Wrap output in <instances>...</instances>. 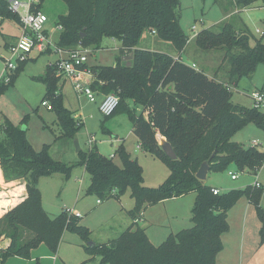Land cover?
Instances as JSON below:
<instances>
[{"label": "trees", "instance_id": "trees-1", "mask_svg": "<svg viewBox=\"0 0 264 264\" xmlns=\"http://www.w3.org/2000/svg\"><path fill=\"white\" fill-rule=\"evenodd\" d=\"M62 1L68 12L57 21L60 28L57 47L99 49L104 37H114L121 41L122 50L133 51L131 65L123 64L122 56L112 65L87 63L85 66L93 73L91 87L97 95L115 93L119 96V105L112 115L126 113L141 147L163 160L170 169V175L160 185L151 187L144 182L142 166L123 145L117 149L121 164L114 157L102 154L97 146L86 152L79 151L78 164L83 165L91 177L87 193L102 201L120 198L130 190L136 201L131 210L130 227L114 239L85 247L91 255L101 257L97 264H217L218 254L224 248L223 235L230 228L228 212L242 196L256 206L261 223L260 243L264 244V207L261 205L264 188L252 185L215 194L213 187L196 175L205 161H209L214 171L226 170L234 164L241 171L257 173L264 165V151L233 140L234 135L250 123L264 129V113L255 107L236 105L231 100L232 87L243 77L252 76L257 66L264 63L263 39H256L251 45L250 33L237 30L230 22L222 25L218 32L203 28L195 34L199 48L225 50L229 68L227 79L223 81L182 60L189 36L180 24L179 0ZM214 1L226 7L225 1L229 0ZM231 1L239 10L258 1L264 5V0ZM44 2L34 0L31 10L43 11ZM10 4L11 0H0V31L5 19L20 23L19 14ZM146 31L170 42L179 52L178 56L141 47ZM15 69L19 70L20 66L13 72ZM56 72L55 64L47 66L43 78L49 90L42 103L51 100L50 110L57 112L63 136L75 137L83 122L64 105L63 94L52 80ZM9 75V82H0V91L16 77L15 73ZM24 122L20 125L8 122L4 125L5 135H0L4 177L7 181L24 180L28 191L20 204L0 218V224H5L0 229V238L10 240L6 249H0V264H7L14 256L31 258L42 244L56 252L66 228L85 236L89 234L88 228L79 224L80 217L68 209L53 218L43 208L40 178L56 173L69 176L73 165L54 159L48 145L37 150L28 138ZM159 135L173 145L176 159L164 153ZM192 192L196 193L191 211L193 225L171 233L158 245L153 244L146 229L138 226L142 211L149 205ZM90 260L82 264H93Z\"/></svg>", "mask_w": 264, "mask_h": 264}, {"label": "rangeland", "instance_id": "rangeland-1", "mask_svg": "<svg viewBox=\"0 0 264 264\" xmlns=\"http://www.w3.org/2000/svg\"><path fill=\"white\" fill-rule=\"evenodd\" d=\"M179 1L180 24L185 34L189 36V44L182 53L183 59L188 63L196 62L198 67L211 75L218 74L223 81L229 68L224 57L225 50L199 48L195 43V34L199 30L211 28L218 32L222 25L230 22L237 30H246L250 33L251 45L255 44L256 39L262 38L264 41V7L258 5L261 2L256 4L257 7L253 6L248 11H241L231 0L227 1L226 7H222L214 0ZM43 10L48 16L45 29L49 33L51 49L41 54L35 49L22 63L15 59V66H20V69H15L14 72L7 71V59L11 57V46L6 47L5 42L12 40V36L16 35L19 28L10 19H5L2 23L0 73H15L16 77L8 87L0 91V135H5L4 125L8 122L20 125L25 120L24 126H26L28 138L37 150L48 145L50 155L54 159L73 165L69 176L56 173L40 178L42 204L53 218L66 209L79 212L81 214L78 219L79 224L89 230L86 236L71 228L64 230L58 249L54 252L56 256H60V261L65 264H82L91 259V263L97 264L101 262V257L97 254L91 255L85 247L91 243L107 242L126 230L132 223L131 210L136 206V201L130 190L120 198L102 199L101 203L98 202L96 195L87 193L91 177L85 167L78 164L81 155L76 149L75 140L79 141L84 152L92 146H97L102 154L114 157L117 163H121L117 149L123 145L130 156L137 159L142 166L144 182L147 186L160 185L170 175V169L163 160L139 147V139L132 131V122L126 113L118 112L106 117L100 111L102 101L100 95H96L95 101H91L85 95L79 96L73 83L57 70L52 80L55 87L63 94V103L69 109L76 111L83 122L75 137L63 136L57 112L50 110L47 102L42 103V100L49 90V84L43 78L47 66L57 64L61 60L56 49L60 35L57 21L60 15L68 12V7L62 0H45ZM193 26H196V33ZM257 29L261 32H257ZM118 44L121 45L119 39L104 37L101 48H88V64L90 66L115 64L120 55ZM140 46L165 51L175 56L179 54L170 42L161 40L149 31L144 33ZM65 57L66 54H64ZM258 89H264V63L257 66L252 76L243 77L238 85L232 87L231 100L236 105L252 108L254 100L250 93ZM48 102L51 103V100ZM91 137L95 139L92 146L88 142ZM255 139L260 143L256 146L264 150V129L253 123L245 126L233 137L234 141L242 142L248 147L254 146ZM231 172L238 177L233 179ZM257 180L264 184V165L255 173L241 171L232 164L223 171L211 170L204 181L223 193L232 189H246ZM195 198V193H189L170 198L154 208L153 216L158 220L150 227L149 232L155 245L162 243L172 232L177 233L193 225L190 217ZM261 205L264 207V189ZM228 221L230 228L224 235V248L218 254L217 264H264V244L260 243L261 223L256 206L248 197L242 196L229 210ZM142 225L147 224L144 221L138 224V226ZM4 226L5 224L1 222L0 229ZM45 247L48 248L47 245L42 244L38 248ZM14 257H10L7 264H49L36 251L32 253L31 258L13 259Z\"/></svg>", "mask_w": 264, "mask_h": 264}, {"label": "built area", "instance_id": "built-area-1", "mask_svg": "<svg viewBox=\"0 0 264 264\" xmlns=\"http://www.w3.org/2000/svg\"><path fill=\"white\" fill-rule=\"evenodd\" d=\"M33 2L34 0H29L27 2L11 0L10 8L20 16L21 34L17 41L10 45L11 57L7 59V71L13 70L16 67L14 63L15 59L24 60L35 49L43 51L51 48L49 36L45 29L48 16L43 11H32L31 7ZM193 30L196 33V26H193ZM56 49L61 56V60L55 64L56 69L59 70L61 75L65 76L66 79H69L73 83L79 96L85 95L91 101H95L97 93L91 87L93 73L85 66L88 63V49L79 47L73 50H63L57 46ZM64 54H66L65 58ZM6 73H0V82L7 83L10 81V75ZM251 97L254 100V107L264 113V92L261 90H254L251 93ZM119 102L120 98L117 94H105L100 103V111L103 115L110 116L118 107ZM46 104L50 109V104ZM88 142L92 146L95 143V139L91 137ZM255 143L256 141L254 144ZM139 147H141V144H139ZM231 176L233 179L238 177L237 174L233 172H231ZM253 185L258 188H264V184L258 180ZM213 192L218 194L220 190L218 188H213ZM68 211L81 217L79 212H74L71 209H68Z\"/></svg>", "mask_w": 264, "mask_h": 264}, {"label": "crops", "instance_id": "crops-1", "mask_svg": "<svg viewBox=\"0 0 264 264\" xmlns=\"http://www.w3.org/2000/svg\"><path fill=\"white\" fill-rule=\"evenodd\" d=\"M234 2V1H233ZM261 1H258V2H256L255 4H253L252 6H250V7H245V8H242L241 9V11H248L251 7H257L256 6V4L257 3H260ZM227 3V1H225V4ZM259 5V7H264V5H263V3L261 2V4H258ZM222 6V5H221ZM222 7H224V6H222ZM44 11V10H43ZM225 19V18H224ZM223 19V20H224ZM11 21H13V20H11ZM15 22V21H14ZM17 25H18V30H17V32H16V35L15 36H12L13 37V39L12 40H10V41H6L5 42V46L6 47H9L11 44H13V43H15L16 41H17V39H18V37H19V35L21 34V24L20 23H17V22H15ZM58 28H59V26H58ZM1 29H2V26H1ZM59 30H60V28H59ZM259 29H257V32H261L260 30L258 31ZM47 31V33H48V30H46ZM49 34V33H48ZM188 44H189V42H188ZM118 48H119V50H120V55L119 56H122V63L123 64H125V65H131L132 64V62H133V60H132V53H133V51L132 50H127V49H124V50H122L121 48H122V43H121V45H119L118 44V46H117ZM186 48H187V46H186ZM51 48H48V49H45V50H43V51H40V50H37L36 52H38L39 54H41V53H44L45 51H47V50H50ZM89 50V49H88ZM122 50V51H121ZM152 50H155V49H152ZM175 56V55H174ZM175 57H177V56H175ZM182 60L183 61H185L184 59H183V57H182ZM185 62H187V61H185ZM188 63V62H187ZM116 64V63H115ZM189 64H191V65H195V67H197V68H200V67H198L197 66V64H196V62H189ZM206 71V70H205ZM206 73L210 76V77H217V78H219L220 80H222L221 78V76H219L218 74H215V75H211L210 73H208L207 71H206ZM225 75H227V74H225ZM225 80L227 79V76L224 78ZM259 90V89H258ZM261 91H263L264 92V89H262ZM252 93V92H251ZM251 93H250V95H251ZM100 97H101V100H103V97H104V94L102 95V94H100ZM252 98V97H251ZM72 111H74V110H72ZM75 112V116L77 117V118H79V114L78 113H76V111H74ZM248 125H250V124H248ZM247 125V126H248ZM133 131V130H132ZM256 141V143L254 144V142ZM239 142V141H238ZM140 143V142H139ZM240 143H242V142H240ZM243 144V143H242ZM258 144H260L256 139L253 141V145L254 146H256V145H258ZM244 146H246L245 144H244ZM246 147H248V146H246ZM251 147V146H250ZM257 147V146H256ZM142 148V147H141ZM258 148V147H257ZM260 150H262V151H264L263 149H260ZM119 164H121V163H119ZM236 179V178H235ZM213 188H216V187H213ZM193 193V192H192ZM196 194V193H195ZM27 195H28V191H27V187H26V182L24 181V180H22V179H18V180H13V181H7L6 179H5V177H4V173H3V170H2V167H1V164H0V218H2L4 215H5V213H7L8 212V210L10 209H12V208H14L15 206H17L18 204H20L26 197H27ZM187 195V194H186ZM184 196V195H183ZM181 197V196H180ZM171 199H173V198H171ZM168 200H170V199H166V200H164V201H161V202H159V203H157V204H155V205H149V206H147L143 211H142V215H141V217L139 218V220H138V224H140V222H142V221H144L145 222V224H147V225H142V226H140V227H143V228H145L146 229V231H147V234H148V236H149V238H150V240H151V242L153 243V244H155L154 243V241L152 240V235H151V233L149 232L150 230V227L152 226V225H154L156 222H157V218L155 219V216H153V210H154V208L155 207H157L158 205H161L162 203H164V202H166V201H168ZM15 201H17L16 203H15ZM100 201V202H99ZM98 202L99 203H101L102 201L101 200H99L98 199ZM159 218V217H158ZM190 219H191V217H190ZM132 222H133V219H132ZM132 224V223H131ZM131 224L129 225V227L131 226ZM145 226V227H144ZM173 233V232H172ZM226 234V233H225ZM224 234V235H225ZM224 235H223V238H224ZM166 239V238H165ZM164 239V240H165ZM9 244H10V240L8 239V238H6V237H4V236H2L1 238H0V249H6L8 246H9ZM42 247V246H41ZM38 249H42V250H38ZM38 249H35L34 251H33V253H35V251H36V253H39V254H41V257L42 258H44V260H46V262H48L49 264H65L64 262H61L60 261V256H56L55 255V253L54 252H52L50 249L48 250V248H38ZM41 251V252H40ZM21 259V257H17V256H15L13 259ZM12 260V259H11ZM10 260V261H11ZM54 261V262H53Z\"/></svg>", "mask_w": 264, "mask_h": 264}, {"label": "water", "instance_id": "water-1", "mask_svg": "<svg viewBox=\"0 0 264 264\" xmlns=\"http://www.w3.org/2000/svg\"><path fill=\"white\" fill-rule=\"evenodd\" d=\"M159 143L161 148L163 149L164 153L171 159H176L177 153L174 150L173 145L164 137L159 135L158 136ZM76 149L79 152L81 150L80 144L78 140H75ZM211 171V166L209 161H205L200 166L199 170L197 171V177L201 180H205L208 177L209 172Z\"/></svg>", "mask_w": 264, "mask_h": 264}]
</instances>
